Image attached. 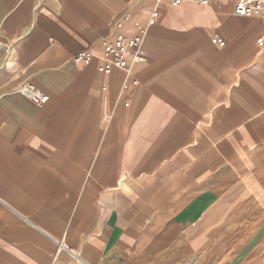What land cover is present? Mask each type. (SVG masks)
<instances>
[{
    "label": "crops",
    "instance_id": "0c3cea01",
    "mask_svg": "<svg viewBox=\"0 0 264 264\" xmlns=\"http://www.w3.org/2000/svg\"><path fill=\"white\" fill-rule=\"evenodd\" d=\"M234 4L0 0V264H264V17ZM136 21L145 61L100 71Z\"/></svg>",
    "mask_w": 264,
    "mask_h": 264
},
{
    "label": "built area",
    "instance_id": "2783aa9c",
    "mask_svg": "<svg viewBox=\"0 0 264 264\" xmlns=\"http://www.w3.org/2000/svg\"><path fill=\"white\" fill-rule=\"evenodd\" d=\"M188 0H156V4L167 3L172 6H178L182 2ZM199 4H209L212 0H191ZM234 12L239 16H260L264 17V0H234ZM148 25H154L159 17L158 8H152L147 12ZM129 18V14H126ZM135 27L137 32L133 36L125 34H118L115 41L105 46L101 56L102 64L100 71L111 74L114 69L128 68L132 63H142L145 61V53L142 48L143 38L147 33V27L141 22L136 21ZM96 56L90 50H82L74 56L76 63L89 64ZM137 84V81H134ZM18 92L27 96L36 105H43L47 103L50 96L40 88L30 85L22 84L18 88Z\"/></svg>",
    "mask_w": 264,
    "mask_h": 264
}]
</instances>
